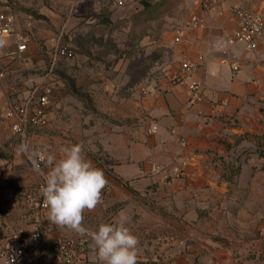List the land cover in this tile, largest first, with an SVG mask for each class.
Segmentation results:
<instances>
[{"label":"crops","instance_id":"obj_1","mask_svg":"<svg viewBox=\"0 0 264 264\" xmlns=\"http://www.w3.org/2000/svg\"><path fill=\"white\" fill-rule=\"evenodd\" d=\"M45 1L32 10L29 0H0V15L15 19V36L0 46V70L7 71L0 81V248L20 231L31 234L37 222L46 228L47 246L87 236L51 223L38 208L47 156L59 159L62 147L79 145L107 181L82 226L95 231L125 211L126 227L138 239L137 264H264V158L257 147L264 138V43L256 52L224 46L236 28L232 10L264 16V0H221L202 28L190 20L205 0H186L185 20L156 49L112 63L101 62L87 44L75 53L54 36L47 24L56 27L60 18ZM90 21L95 29L117 24L108 17ZM17 37L27 46L18 58ZM58 39L74 58L53 66ZM155 53L158 70L147 66ZM184 64L193 69L175 82ZM153 71L157 76L145 82ZM47 75V125L14 135L3 112ZM192 81L203 85L200 103L191 102ZM21 144L28 154L18 151ZM29 155L45 157L39 174ZM183 161L190 162L189 176L176 178ZM91 245L76 264H92ZM40 264H57L48 248Z\"/></svg>","mask_w":264,"mask_h":264},{"label":"built area","instance_id":"obj_2","mask_svg":"<svg viewBox=\"0 0 264 264\" xmlns=\"http://www.w3.org/2000/svg\"><path fill=\"white\" fill-rule=\"evenodd\" d=\"M10 1L3 0L6 5H9ZM220 7L221 0L203 1L201 14L193 16L190 20V25L194 28H202L206 23L207 16L218 13ZM231 13L235 20L236 28L226 39L224 46L234 47L241 45L249 52H256L260 44L264 43V16L243 9H233ZM0 23V41L4 42L5 39L15 36V19L13 17L0 15ZM17 40L19 45L15 56L18 58L27 51V46L22 38L17 37ZM55 43L53 66L57 59L71 60L74 58L72 50L68 46L61 44L60 39L55 40ZM1 59L2 57L0 56ZM192 69L189 64H184L180 72L174 77V81L183 82L187 79ZM52 70L50 73H52ZM235 71H239V68H235ZM49 77L47 75L43 83L35 86L27 98L19 100V102L3 112L4 120L13 122L10 130L14 135L24 137L29 128L39 129L47 125V115L51 107L50 96L47 91ZM6 78L7 71L0 70V81ZM188 89L192 103L203 101V85L201 83L192 81L189 83ZM142 94L147 95L148 90H143ZM157 131L158 127L155 126L150 130L149 134H154ZM173 133L175 134V132ZM182 143H184L183 140ZM44 163L45 159L39 161L40 166ZM189 167L190 162L183 161L181 170L177 172L176 178H187L189 176ZM41 187L38 208L40 211L47 212L48 210L41 194ZM45 236L46 228L41 222L36 223L31 234H27L24 231L18 232L0 248V264H40L46 248H48V252L52 254L57 264H76L86 256L91 242V238L85 236L78 239H58L47 246Z\"/></svg>","mask_w":264,"mask_h":264},{"label":"rangeland","instance_id":"obj_3","mask_svg":"<svg viewBox=\"0 0 264 264\" xmlns=\"http://www.w3.org/2000/svg\"><path fill=\"white\" fill-rule=\"evenodd\" d=\"M29 1L30 9H35L37 0ZM162 1L165 0H46L47 7L60 18V24L56 27L49 22L47 27L51 29L54 36L62 38L65 44L73 45L75 53H80L87 44L88 49L95 52L101 62H118L126 56L128 59L130 55L138 58L147 52V49H156L165 35L174 32L178 24L186 18L184 7L186 0H184L166 9L165 6L158 7L157 11L152 13L153 19L146 24L136 23L138 19L133 20L135 17H140L144 3L157 4ZM27 12L33 15L34 19L42 18L36 11ZM94 17H108L119 25L112 29L101 27L95 29L96 22L90 21L92 22L90 25L87 22ZM87 34L92 38H89ZM155 54H157L156 60L154 59L150 67L158 70L162 61L159 57L160 53ZM147 66L149 67V64ZM157 74L155 71L148 72L143 79L145 82L150 81Z\"/></svg>","mask_w":264,"mask_h":264},{"label":"clouds","instance_id":"obj_4","mask_svg":"<svg viewBox=\"0 0 264 264\" xmlns=\"http://www.w3.org/2000/svg\"><path fill=\"white\" fill-rule=\"evenodd\" d=\"M18 151L28 154L30 149L27 144H21ZM60 152L59 159L47 156L49 171L41 187L48 221L89 236L92 264H137L138 239L126 227L129 217L125 211H120L114 223H102L95 231L82 226L84 211L95 209L100 202L107 183L103 172L83 157L79 145L62 147ZM29 159L33 171L39 174V161L45 157L29 155Z\"/></svg>","mask_w":264,"mask_h":264},{"label":"trees","instance_id":"obj_5","mask_svg":"<svg viewBox=\"0 0 264 264\" xmlns=\"http://www.w3.org/2000/svg\"><path fill=\"white\" fill-rule=\"evenodd\" d=\"M184 0H165V1H162L160 3H157V4H152L150 2H146L143 4V12L141 13L140 17H135L133 18V20H137L136 23L138 22H141L142 24H146L148 23L151 19H153V12L154 11H157V8L158 7H161V6H165V9L171 5H175V4H178V3H182ZM115 25H119V23L117 24H107L104 28H108V29H112L114 27H116ZM155 55L157 54H154V56L152 57V60L154 61V59L156 60L155 58ZM158 57V56H157ZM153 61H149V67H150V64L154 63ZM257 147L259 149V154H260V157L264 158V138H259L257 140ZM263 170H264V167H263ZM237 175V172L236 171H233V174L232 176L233 177H236Z\"/></svg>","mask_w":264,"mask_h":264}]
</instances>
